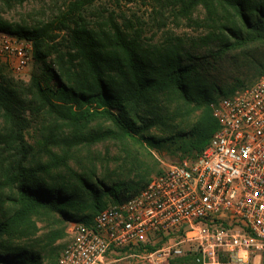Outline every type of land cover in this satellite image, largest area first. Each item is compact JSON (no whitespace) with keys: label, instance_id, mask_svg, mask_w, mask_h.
Instances as JSON below:
<instances>
[{"label":"trees","instance_id":"1","mask_svg":"<svg viewBox=\"0 0 264 264\" xmlns=\"http://www.w3.org/2000/svg\"><path fill=\"white\" fill-rule=\"evenodd\" d=\"M95 1L77 0L56 21L42 26L0 18V31L32 42L34 60L45 64L48 56L53 57L43 71L52 86L35 78L31 85L57 117L58 130H68L49 135L58 152L45 148L44 160L30 162L32 148L25 140L22 114L25 101L9 83L0 81V121L8 127L0 133V145L17 150L19 156L0 175V264L43 260L55 264V243L64 237L66 222L88 224L108 205L106 200L125 202L148 181L149 171L137 166L141 161L135 152L127 151L126 179L106 182L94 174L78 173L69 167L74 148L108 141L148 148L169 143L186 154L194 151L185 157L194 158L216 129L208 104L230 96L234 85H243L235 76L233 84L219 86L209 79L211 70L229 59L236 72L247 66L258 76L263 69L264 0H167L180 18L202 31L189 45L186 39L170 36L160 43H145L139 31L111 16L90 20L85 11ZM198 8L203 17L194 19ZM171 105L174 108L168 112ZM197 111L208 126L193 124L185 132L172 124L176 119L183 123ZM94 124L98 129L91 131ZM154 128L160 134H150ZM56 169L67 174L54 177ZM37 219L47 225L43 248L29 242L38 231ZM186 261L194 264L191 258Z\"/></svg>","mask_w":264,"mask_h":264},{"label":"built area","instance_id":"2","mask_svg":"<svg viewBox=\"0 0 264 264\" xmlns=\"http://www.w3.org/2000/svg\"><path fill=\"white\" fill-rule=\"evenodd\" d=\"M33 61L31 41L0 31V65L23 74ZM208 107L216 129L198 154L90 223L68 222L55 264H105L135 248L150 264L184 250L194 264H264V66L252 85Z\"/></svg>","mask_w":264,"mask_h":264},{"label":"rangeland","instance_id":"3","mask_svg":"<svg viewBox=\"0 0 264 264\" xmlns=\"http://www.w3.org/2000/svg\"><path fill=\"white\" fill-rule=\"evenodd\" d=\"M75 1L77 0H0V18L26 26H42L48 22L56 21V18L60 14L70 10ZM176 12L177 9L170 2H167V0H134L131 3H127L124 0H96L91 7L86 9L85 14L89 16L90 20H93L98 15H100L98 16V20H101L102 16H111L119 24L123 25L125 23L131 26V30L139 31V35L145 43H160L166 36H170L186 39L189 45L191 40L197 38L202 31L191 21L180 18ZM202 17L200 8L193 12L194 19ZM59 36L56 41L60 42L63 34L60 33ZM201 52L203 53V51ZM52 59V56H48L45 64L34 60L23 74H14L4 66H0V81L4 84L9 83L18 92L20 98L25 101L22 114L26 123V129L24 131L25 140L32 148L29 157L30 162L44 160L45 148H50L58 152V147L54 146L52 141H50V134L58 136L68 133L67 129L63 131L58 130L57 125H55L57 117L51 115L48 108L35 96L31 85L32 78L38 81L46 80L43 71L47 64L52 63ZM253 73V69L247 66L237 67L236 72L235 67L230 63L229 59L222 67L211 70L209 79H215L217 81L216 83L222 86L225 83L233 84V78L237 76L243 85H234V92L252 85L260 75H253ZM44 82L48 86H52L49 80ZM173 108V105L168 107V112ZM200 123L203 127L209 125L207 119L202 117L200 111H197L192 118L183 123L181 119H176L172 124L176 128H182L185 132H189L193 124ZM98 125H91L90 130H97ZM7 128V125H4L0 121V133H5ZM160 132L159 128H154L150 134H160ZM126 151L129 153L135 152L141 161L137 166L149 171L146 180L161 172L167 165L177 163L194 153L192 151L186 154V152L183 153L182 151L174 150L169 143L162 144L157 148H148L146 146L133 144L122 145L117 142L108 141L93 146L83 145L74 148L72 150L73 157L69 162V167L78 173L94 174L97 179H107L106 182H109L108 179L114 181L117 179H126L130 175L128 173V165L125 164ZM18 158L17 150L11 149L6 145H0V175L10 169ZM52 174L54 177L57 175L63 178L67 173L64 169H56ZM109 201L106 200V203L112 204ZM36 222L38 231L33 237L34 239H30L29 242H33V244L43 248L47 225L38 219ZM67 223L63 225L64 227L62 226L64 229V237L55 243L56 256L69 239L65 232ZM188 258L193 260V255L189 251L184 250L180 256L168 259L167 264L171 261L173 262L172 264H189L186 261ZM42 264H48L47 260H43ZM105 264L150 263L144 258L142 248H135L116 256H109Z\"/></svg>","mask_w":264,"mask_h":264}]
</instances>
